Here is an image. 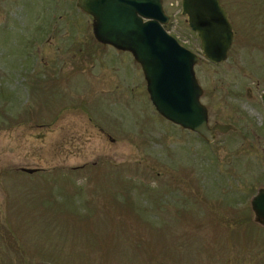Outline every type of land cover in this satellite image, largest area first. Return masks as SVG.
<instances>
[{"label": "rangeland", "instance_id": "374dc122", "mask_svg": "<svg viewBox=\"0 0 264 264\" xmlns=\"http://www.w3.org/2000/svg\"><path fill=\"white\" fill-rule=\"evenodd\" d=\"M77 0H0V264H264V0H233L227 60L197 54L212 143L162 118ZM22 169H35L27 174Z\"/></svg>", "mask_w": 264, "mask_h": 264}, {"label": "water", "instance_id": "95a60500", "mask_svg": "<svg viewBox=\"0 0 264 264\" xmlns=\"http://www.w3.org/2000/svg\"><path fill=\"white\" fill-rule=\"evenodd\" d=\"M77 7L91 16L98 43L128 52L140 65L149 100L162 118L207 143L214 141L216 133L235 129L230 124L208 125L207 109L200 102L203 91L194 72L199 58L164 30L169 18L162 0H77ZM181 8L207 61H226L233 32L219 1L181 0ZM22 171L32 174L36 170ZM250 205L255 222L264 226V188L252 197Z\"/></svg>", "mask_w": 264, "mask_h": 264}, {"label": "flooded vegetation", "instance_id": "af4514ba", "mask_svg": "<svg viewBox=\"0 0 264 264\" xmlns=\"http://www.w3.org/2000/svg\"><path fill=\"white\" fill-rule=\"evenodd\" d=\"M219 1V4L221 7H223L225 9V11L227 12V15H228V19H229V22H230V17H232L231 13V2H233V0H218ZM231 24V22H230ZM232 26V24H231ZM264 95V94H263ZM262 95V97H263Z\"/></svg>", "mask_w": 264, "mask_h": 264}]
</instances>
